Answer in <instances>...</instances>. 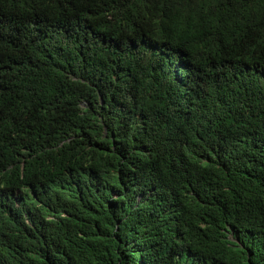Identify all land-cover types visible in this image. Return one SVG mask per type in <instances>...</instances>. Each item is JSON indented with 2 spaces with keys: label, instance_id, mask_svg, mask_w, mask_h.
I'll use <instances>...</instances> for the list:
<instances>
[{
  "label": "trees",
  "instance_id": "trees-1",
  "mask_svg": "<svg viewBox=\"0 0 264 264\" xmlns=\"http://www.w3.org/2000/svg\"><path fill=\"white\" fill-rule=\"evenodd\" d=\"M0 264H264V0H0Z\"/></svg>",
  "mask_w": 264,
  "mask_h": 264
},
{
  "label": "clouds",
  "instance_id": "clouds-1",
  "mask_svg": "<svg viewBox=\"0 0 264 264\" xmlns=\"http://www.w3.org/2000/svg\"><path fill=\"white\" fill-rule=\"evenodd\" d=\"M23 30V29H22ZM19 34H13L11 37H12V39H13V41H18L19 39L21 40V43H20V47H23V48H25V46L27 45L26 44V40L23 38V36H22V31H19L18 32ZM233 231L232 230H229L228 232H227V240L229 241V242H233V243H238L239 241H238V239L237 238H235L234 237V235H233Z\"/></svg>",
  "mask_w": 264,
  "mask_h": 264
},
{
  "label": "bare ground",
  "instance_id": "bare-ground-1",
  "mask_svg": "<svg viewBox=\"0 0 264 264\" xmlns=\"http://www.w3.org/2000/svg\"><path fill=\"white\" fill-rule=\"evenodd\" d=\"M240 263V262H239Z\"/></svg>",
  "mask_w": 264,
  "mask_h": 264
}]
</instances>
